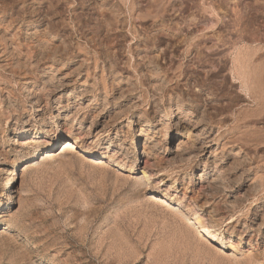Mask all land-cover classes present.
I'll list each match as a JSON object with an SVG mask.
<instances>
[{
	"label": "rangeland",
	"instance_id": "374dc122",
	"mask_svg": "<svg viewBox=\"0 0 264 264\" xmlns=\"http://www.w3.org/2000/svg\"><path fill=\"white\" fill-rule=\"evenodd\" d=\"M0 49V264H264V0H0Z\"/></svg>",
	"mask_w": 264,
	"mask_h": 264
},
{
	"label": "bare ground",
	"instance_id": "6f19581e",
	"mask_svg": "<svg viewBox=\"0 0 264 264\" xmlns=\"http://www.w3.org/2000/svg\"><path fill=\"white\" fill-rule=\"evenodd\" d=\"M42 45H45V44H42ZM1 50V49H0ZM239 57V56H238ZM9 61V60H8ZM252 61V60H251ZM122 63V62H121ZM253 63V62H252ZM64 65V64H63ZM91 65V64H90ZM124 65V64H122ZM113 66L115 67L116 66V63H114L113 61ZM61 67V66H60ZM117 68V67H116ZM116 70V69H115ZM131 73V72H130ZM52 74V73H51ZM252 76V75H251ZM3 78V77H2ZM60 83V82H59ZM256 84V83H255ZM32 85V84H31ZM83 92V91H82ZM30 96V95H29ZM94 98V97H93ZM110 99V98H109ZM256 99V98H255ZM69 103V102H68ZM91 112V111H90ZM134 115V114H133ZM89 117V116H88ZM70 128V127H69ZM104 130V129H103ZM98 131V130H97ZM256 133V132H255ZM15 134V133H14ZM37 134H34V136L32 138H30L31 140H29L28 143H33V142H36V139H39L40 136H36ZM98 137V136H97ZM253 137V136H252ZM102 139V138H101ZM66 143V144H65ZM20 144V143H19ZM95 144V143H94ZM64 149L65 148H71L73 147V144L70 142V141H65L64 142ZM95 146V145H94ZM55 147V144L53 143L52 144V148L50 150H46L45 154H44V157L43 158H48V157H51V154H52V151ZM232 149V148H231ZM111 151V149H110ZM186 151V150H185ZM34 152V151H33ZM183 152V151H182ZM235 153V152H234ZM191 154V152H190ZM189 154V155H190ZM43 155V154H42ZM29 156V155H27ZM191 156V155H190ZM127 158V157H126ZM26 159V156H20L19 158H17L14 163H13V166L11 167L9 173L6 175V179L4 180V183L2 184V189H1V194L4 196V197H7L8 199V206H12L13 203H14V197H13V193H12V190H13V186H14V183H15V180H14V175L16 173V171L19 169L20 165L24 163ZM188 159V158H187ZM186 159V160H187ZM13 160V159H12ZM219 162V161H218ZM243 163V162H242ZM241 163V164H242ZM253 164V163H252ZM240 167V166H239ZM242 167V166H241ZM221 168V167H220ZM7 169V168H6ZM239 169V168H238ZM237 170V166L235 165L234 167H232L230 169V171H228L226 174L222 175V180H225L226 182H228V184H230L231 180H229V178H232L234 182H238V179L241 180V176L242 174L239 173V177L237 176V174L234 173V171ZM238 171V170H237ZM221 172V171H220ZM224 172V171H223ZM218 173V172H217ZM223 174V173H222ZM256 174V173H255ZM221 175V174H220ZM257 178V177H256ZM204 180V179H203ZM243 183V182H242ZM218 185V184H217ZM222 190V189H221ZM255 190H257L255 188ZM230 193V192H229ZM261 194V193H260ZM245 195V194H244ZM263 195V194H262ZM255 198V197H254ZM260 200V199H259ZM7 203V202H6ZM5 203V204H6ZM162 203H165V201L163 200ZM257 203V202H256ZM180 206V205H179ZM208 214V213H207ZM197 228V227H196ZM248 228V227H247ZM212 231V230H211ZM235 243V240H233L231 238V240L228 242V244L230 245V247L232 248L233 244ZM220 248V247H219ZM258 256V255H257Z\"/></svg>",
	"mask_w": 264,
	"mask_h": 264
}]
</instances>
